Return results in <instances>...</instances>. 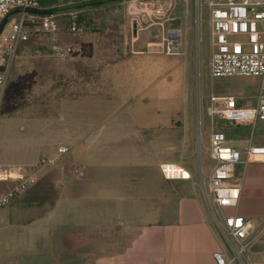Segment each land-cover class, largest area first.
I'll list each match as a JSON object with an SVG mask.
<instances>
[{"label": "crops", "instance_id": "1", "mask_svg": "<svg viewBox=\"0 0 264 264\" xmlns=\"http://www.w3.org/2000/svg\"><path fill=\"white\" fill-rule=\"evenodd\" d=\"M92 59L90 54L66 61H86L85 70L80 71L79 64H64L62 72L72 82L71 92L55 100L54 111L37 116L55 123L46 134L28 138L24 151L15 152L25 165H32L53 157L60 146L68 149L57 166L44 171L35 186L0 215V264H214L212 254L220 250V241L199 191L189 182L165 181L158 171L160 164L172 163L194 175V123L186 153L185 140L181 144L174 134L177 123L160 132L158 125L151 127L145 120L138 124L139 115L125 104L109 112L101 106L108 103L107 97L93 89L102 90L110 82L84 81L98 69L90 66ZM78 81L86 85L87 94H73ZM258 88L256 78H211L203 97L206 104L213 95L234 98L238 108H253ZM82 100L90 106L86 113L63 109L67 101L77 105ZM204 123L207 148L210 123L206 118ZM213 129L241 154L242 163L232 178V184L240 186L239 201L225 214L251 222L258 233L251 259L253 264H264V158L243 164L247 146L264 145V125L230 126L215 119ZM73 165L84 167L83 179L71 176ZM48 172L55 176L45 177ZM5 189V185L0 188V195ZM49 194L52 198L46 199ZM138 217L150 221L134 223Z\"/></svg>", "mask_w": 264, "mask_h": 264}, {"label": "rangeland", "instance_id": "2", "mask_svg": "<svg viewBox=\"0 0 264 264\" xmlns=\"http://www.w3.org/2000/svg\"><path fill=\"white\" fill-rule=\"evenodd\" d=\"M227 1H124L83 12L81 15L84 21L80 24L83 32L77 35L67 31L68 22L71 18L78 16L74 13L75 11L68 12L67 15L60 14L56 16L59 28L57 45L78 47L83 44L86 51L88 50L86 45H89L91 54L95 58L92 59L90 66H98V69L92 74L88 73L89 76L88 78L85 76L84 81L92 83V80L101 79L110 82L108 87L102 90L93 89L95 93L107 97L105 100L108 103L101 106H106L107 110L112 113L125 104L126 107H130L132 114L139 115L136 119L139 122H135L139 124L145 120L151 127L158 125L160 132L171 122L177 123L179 128L174 134L181 144L185 140L187 153L191 147L192 122L197 132L194 110L195 86L198 82L204 96V87L208 86L211 81L208 73L210 37L207 5ZM165 2H167L166 5H164ZM57 4L59 8L70 5L66 0H57ZM128 6L135 8L137 14L139 11L140 18L143 16L136 27L135 36L132 34L134 23L131 21L132 16L128 15ZM168 7L171 13L170 18L173 17L175 20L167 21L169 15L165 13L162 21L163 29L165 32L170 29L177 30L181 34L185 51V56L182 58H167L156 53H146L147 45L157 42L161 34L160 27L156 25L148 27L146 13H149L151 17L156 9H163L166 12ZM142 10L144 12H141ZM132 38L135 40L133 41ZM198 40H200L199 46ZM232 41L246 42L247 38L236 37ZM50 45L46 37L31 35L29 40L16 52L4 100L0 107V164L25 165L26 160H23L22 155H17V153L25 150V145L29 144L28 138H38L46 134L50 125L55 123L45 122L37 116L46 110L54 111L55 100L68 95L72 82L62 72L64 64H79L80 71L85 70L86 61L83 63L78 60L69 63L66 61L70 59H56L50 53ZM105 65L108 67L103 69ZM225 79L240 80L243 78ZM78 82L77 88L71 89L73 94L75 96L87 94L86 85L80 86V81ZM87 102L88 100H82L77 105H73V102L67 101L63 109L66 113L76 111L86 113L90 108ZM82 103L84 105H81ZM11 111L15 112L14 115ZM201 130L205 135L203 120ZM50 176H55L54 172H48L45 177ZM2 186L0 184V188ZM1 191L3 193L5 190ZM35 194L38 193L35 192ZM36 196L40 198L39 194ZM44 197L49 199L52 195ZM47 201L51 202V200ZM9 209V206L0 209V215L5 214ZM148 221H150L149 218H133V222L137 224Z\"/></svg>", "mask_w": 264, "mask_h": 264}, {"label": "built area", "instance_id": "3", "mask_svg": "<svg viewBox=\"0 0 264 264\" xmlns=\"http://www.w3.org/2000/svg\"><path fill=\"white\" fill-rule=\"evenodd\" d=\"M94 1V0H88ZM130 1V0H129ZM134 1V0H133ZM165 2L164 5H166ZM131 21L139 24V14L129 7ZM41 9L39 0H0V21L13 10ZM209 57L208 73L212 79L223 78H256L259 88L253 108H238L234 98L203 97L199 83L195 86V127L194 169L192 173L180 164L164 163L158 166L161 178L165 181H183L199 191L204 208L213 229L220 241V250L212 254L214 264H253L250 249L258 236L250 221L237 215H226L225 210L237 207L240 197V186L232 184L235 169L241 162V154L227 146L225 135L213 129L215 119L230 126L264 125V1L228 0L225 3H209ZM141 12H144L142 10ZM169 15V7L156 9L151 17L146 13L148 26L161 28L157 42L147 45L146 52L163 55L167 58L185 56L183 40L177 30L164 31L163 18ZM59 28L55 16L38 17L24 13L13 16L0 36V107L4 100L8 77L19 47L26 43L31 35L46 37L50 53L60 60L79 57L81 44L57 45ZM67 31L77 35L83 32L76 18H71ZM236 37H246V42L232 41ZM134 41L135 39L132 38ZM200 40H198V46ZM198 50V47H197ZM208 119L210 134L207 148L201 130L202 120ZM68 152L66 147L56 148L51 158H41L32 165H0V184L6 186L0 195V209L8 206L14 199L22 196L34 186L39 176L46 170L57 166L58 159ZM205 152L207 157L205 158ZM245 161H257L264 158V145H249L243 150ZM71 176L81 180L85 169L80 165L70 168Z\"/></svg>", "mask_w": 264, "mask_h": 264}, {"label": "water", "instance_id": "4", "mask_svg": "<svg viewBox=\"0 0 264 264\" xmlns=\"http://www.w3.org/2000/svg\"><path fill=\"white\" fill-rule=\"evenodd\" d=\"M124 1H129V0H94V1L83 3V4L69 5V6H65L62 8L54 7V8H49V9H26L22 11L16 9L6 14L4 18L0 21V36L4 32L8 21L13 16L20 14V13H24L27 15H34L38 17H50V16L62 14V13L80 11V10H84L87 8L99 7V6H104V5L119 3V2H124ZM132 34L133 36L136 35V25L135 24H132Z\"/></svg>", "mask_w": 264, "mask_h": 264}, {"label": "trees", "instance_id": "5", "mask_svg": "<svg viewBox=\"0 0 264 264\" xmlns=\"http://www.w3.org/2000/svg\"><path fill=\"white\" fill-rule=\"evenodd\" d=\"M66 2H68L70 5H75V4H83V3H86V2H89V1L88 0H66ZM119 3H121V2H119ZM113 4H118V3H113ZM109 5H111V4L104 5V6H99V7L87 8V9L80 10V11H75L74 13H76L78 15V16H76L77 23L78 24H82V22L84 21V19L82 18V15H81L83 12L90 11V10H93V9H99L101 7H106V6H109ZM57 6H58L57 0H39V7L41 9H49V8H54V7H57ZM67 14H69V13H63L61 15H67ZM59 15L60 14L55 15V17L59 16ZM24 44H22L21 46H23ZM20 47H19L18 51L20 50ZM86 47H88L87 51L85 49V45L81 44L82 53H81V55L79 57H89L90 56L91 51H90L89 45H86ZM73 58H75V57H73Z\"/></svg>", "mask_w": 264, "mask_h": 264}]
</instances>
